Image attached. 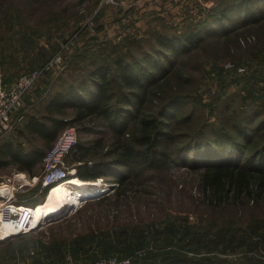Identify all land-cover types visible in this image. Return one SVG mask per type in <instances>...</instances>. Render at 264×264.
Returning a JSON list of instances; mask_svg holds the SVG:
<instances>
[{
	"label": "rangeland",
	"instance_id": "1",
	"mask_svg": "<svg viewBox=\"0 0 264 264\" xmlns=\"http://www.w3.org/2000/svg\"><path fill=\"white\" fill-rule=\"evenodd\" d=\"M221 3L198 11L192 0H0V75L14 80L42 69L13 112L0 146L21 143L45 157L49 145L25 129L29 116L46 113L52 96L103 63L117 75L115 59L128 62L152 51L159 33L200 32ZM223 31L211 29L205 34H213L196 48L172 60L175 64L148 89L141 113L123 136L130 140L139 133L142 118L168 122L164 131L173 140L163 148L170 162L164 168L131 169L118 163L116 138L103 120L66 125L53 143L73 127L77 141L93 144L91 160L123 175V183L117 175L104 176L88 181L96 187L77 195H65V183L50 187L62 190L63 214L0 242L2 264H86L107 256L125 264H264V189L256 178L243 193L232 190L221 200H211L203 190L208 166L232 160L230 153L219 157L222 149L210 143L222 130L231 138L225 141L229 150L233 144L243 147L235 165L262 167L251 155L264 158V18ZM115 80L117 99L127 89ZM164 112L172 118L161 117ZM73 114L68 111L66 118ZM199 151L200 157L193 156ZM69 153L60 160L68 178L76 176L79 164ZM44 157L31 174L17 164L0 165V182L8 176L20 180L12 200L45 201L52 190L43 193L44 179L52 167ZM22 173L26 179L19 177Z\"/></svg>",
	"mask_w": 264,
	"mask_h": 264
},
{
	"label": "trees",
	"instance_id": "2",
	"mask_svg": "<svg viewBox=\"0 0 264 264\" xmlns=\"http://www.w3.org/2000/svg\"><path fill=\"white\" fill-rule=\"evenodd\" d=\"M220 6V10H217L212 15L213 17L203 21L202 26L204 25L205 28H200V32L198 30L196 32L195 29L188 34H182L171 29L156 35L157 47L150 52H144L141 57L128 62L123 58L115 59L114 64L118 68L117 75L112 74V68L108 63H103L90 70L83 79L78 81V84H70L52 96L45 106L46 113L39 117L29 116L25 129L32 135L39 136L45 145L51 147L61 129L66 125L101 119L110 127L116 138L117 146L113 152L117 154L118 163L131 169L164 168L170 162L171 157L163 145L173 140L172 135L164 131L168 122L160 118H142L139 133L133 134L130 140H123V136L129 130L130 123L141 113L148 89L172 68L175 64L172 61L174 58L196 48L204 37L213 34L212 32L205 34L211 29L224 30L223 33L226 34L240 25L254 24L264 18V0H222ZM229 22L233 23L235 28L226 29ZM202 30L205 35H201ZM116 78L120 79L122 87L127 89L117 99L112 90ZM114 99L115 102H113ZM68 111L74 112L71 118H66ZM178 113L179 111L175 112L176 115ZM163 116L166 119L172 118L171 114L165 112L161 114V117ZM244 122L246 121L242 119V123ZM226 134V131L222 130V133L215 134L210 142L219 152L220 148L222 149L219 157L230 153L232 159L231 162L211 163L208 166L204 175L203 190L211 200L226 198L232 190L237 194L243 193L244 188L249 186L251 177L256 178L261 190L264 189V158L257 153L251 155L255 157L252 158L253 164L260 163L262 167L235 165L237 159L234 156L238 154L240 157L241 153H244L243 147L233 144L229 150L225 141L231 142V138ZM20 135H23V131H20ZM95 143L101 145L100 139ZM200 147L203 148L205 145ZM93 148V144L87 145L78 141L76 148L69 153L70 160L79 164L76 170L77 177H70L59 183H65V190L68 191V193L65 191V195H77L80 191L92 190L96 184L88 181H96L108 175H117L119 184L123 183V175H119L104 162L91 160ZM210 148L211 146L207 150L209 155L213 153ZM202 153L203 151H199L193 156L200 157ZM43 157L44 154L40 149L35 148L28 151L22 147L21 143L14 145L6 141L0 146L1 166L17 164L18 169L30 174L33 168L41 163ZM250 158L248 157L249 160ZM251 170L257 173L254 174ZM50 187L44 188L43 193H49L52 190ZM49 188L50 190L47 191ZM100 189L104 192L105 188Z\"/></svg>",
	"mask_w": 264,
	"mask_h": 264
},
{
	"label": "built area",
	"instance_id": "3",
	"mask_svg": "<svg viewBox=\"0 0 264 264\" xmlns=\"http://www.w3.org/2000/svg\"><path fill=\"white\" fill-rule=\"evenodd\" d=\"M42 75V69L32 70L31 72L22 73L14 80H6L0 75V139L9 133V124L13 112L19 107L27 92L38 82ZM78 144L76 140L75 129L69 128L63 132V135L57 142L49 148L44 160L48 162V167L52 169L44 179L45 186H51L59 181L68 178V174L60 164L63 156L74 150ZM48 158V159H47ZM55 158H58L54 161ZM46 167L47 169H49ZM20 180L8 176L1 183H8L15 188L19 185ZM0 204V223L14 225L16 236L23 235L33 230L30 228L31 213L27 208H22L21 202L12 200L7 197ZM2 242V241H0ZM126 261L120 260L117 256L101 257L92 263L86 264H125ZM0 264H2L0 262ZM22 264H29L24 262Z\"/></svg>",
	"mask_w": 264,
	"mask_h": 264
},
{
	"label": "bare ground",
	"instance_id": "4",
	"mask_svg": "<svg viewBox=\"0 0 264 264\" xmlns=\"http://www.w3.org/2000/svg\"><path fill=\"white\" fill-rule=\"evenodd\" d=\"M20 178L26 179V175L24 173L19 175ZM68 179V178H67ZM65 179V180H67ZM56 183L55 185H58L60 182ZM23 182V181H22ZM54 186V184H53ZM62 191V190H61ZM61 191H55L52 190L50 194L47 196L45 201L36 203L34 205H25L23 203H20L22 208H27L28 211L31 213V222H30V228H36L39 226L42 221H46L47 218L58 216L63 214V207L61 204L63 193ZM0 194L1 197L4 199L8 196L11 198L12 194V186L8 183H1L0 184ZM4 199H0V204H2ZM15 233L14 225L11 223H0V241L7 240L11 236H13Z\"/></svg>",
	"mask_w": 264,
	"mask_h": 264
},
{
	"label": "crops",
	"instance_id": "5",
	"mask_svg": "<svg viewBox=\"0 0 264 264\" xmlns=\"http://www.w3.org/2000/svg\"><path fill=\"white\" fill-rule=\"evenodd\" d=\"M176 1H178V0H176ZM184 2H185V0H183ZM193 2H195V3H197V6H198V8H199V10L198 11H201V10H205V5H209V4H212L213 2H215V1H217V0H192ZM177 18H180V17H177ZM180 19H184V16L182 17L181 16V18ZM8 197H10V196H8ZM0 198H3V197H1V194H0ZM7 198V197H6ZM4 199V198H3Z\"/></svg>",
	"mask_w": 264,
	"mask_h": 264
},
{
	"label": "water",
	"instance_id": "6",
	"mask_svg": "<svg viewBox=\"0 0 264 264\" xmlns=\"http://www.w3.org/2000/svg\"><path fill=\"white\" fill-rule=\"evenodd\" d=\"M49 187H50V186H49ZM33 229H34V228H33ZM14 236H16V234H14V235H13V236H11V237H14ZM11 237H10V238H11ZM10 238H9V239H10ZM2 242H3V241H2Z\"/></svg>",
	"mask_w": 264,
	"mask_h": 264
}]
</instances>
